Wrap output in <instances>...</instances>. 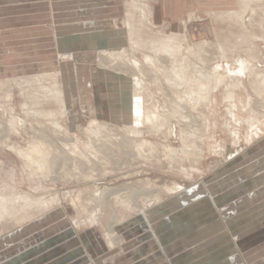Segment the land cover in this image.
<instances>
[{"label":"rangeland","instance_id":"1","mask_svg":"<svg viewBox=\"0 0 264 264\" xmlns=\"http://www.w3.org/2000/svg\"><path fill=\"white\" fill-rule=\"evenodd\" d=\"M120 4L119 36L113 38L124 37L123 42L99 50L100 59L94 60L117 73L114 92L79 86L65 107L55 97L54 79L62 84L57 68L46 62L38 72L0 68V264H168L157 255L154 224L171 218L176 208L171 203L220 170L221 161L240 160L225 172L234 179L232 188L249 179L255 180L254 189L264 188V0H175L184 12L174 20L155 17L161 0ZM5 33L0 30V63L33 52V46L22 47L29 43L28 32ZM171 36L182 44L180 56L157 49ZM72 58L67 50L58 59ZM241 59L250 63L242 77L235 73ZM183 68L188 69L184 81ZM135 77L145 83L139 99L144 111L161 115L157 130L149 125L152 132L143 123L133 133L125 123L132 114L122 89ZM236 82L241 85L234 105L226 95L227 85ZM144 140L150 145L138 149ZM75 142L78 153L92 160L89 165L62 160ZM35 146L51 153L45 172L19 153ZM174 149L201 154L177 158ZM141 191L146 193L137 194ZM254 257L264 261L257 252Z\"/></svg>","mask_w":264,"mask_h":264},{"label":"crops","instance_id":"2","mask_svg":"<svg viewBox=\"0 0 264 264\" xmlns=\"http://www.w3.org/2000/svg\"><path fill=\"white\" fill-rule=\"evenodd\" d=\"M161 1L162 6L153 12L156 18L165 14L174 20L180 12L183 16L184 10L176 7L175 0ZM121 10L120 0H0V30L5 34L26 31L30 40L22 47H34L24 57L16 54L12 65L0 63V68L38 72L46 63L57 68L65 107L69 98L79 92V86L91 92L106 88L112 93L117 73L103 69L102 60H94L99 50L110 48L104 42L108 44L106 41H111L115 33L119 36L115 15ZM67 50L73 52V58L59 60V54ZM38 58H43L44 63ZM97 81L104 87L100 88ZM246 139L253 141V134ZM237 159L221 161L220 170L211 171L203 184L171 203L176 207L171 218L154 224L160 241L157 255H162L168 264H264L254 257L257 252L264 259V188L254 189L253 179L232 188L236 185L231 183L234 179L225 172L237 168ZM226 165H230L227 170ZM196 192V200H190ZM166 207L174 210L170 205ZM197 235L200 237L196 240Z\"/></svg>","mask_w":264,"mask_h":264},{"label":"bare ground","instance_id":"3","mask_svg":"<svg viewBox=\"0 0 264 264\" xmlns=\"http://www.w3.org/2000/svg\"><path fill=\"white\" fill-rule=\"evenodd\" d=\"M247 8H249L250 9V7H247ZM245 11V10H244ZM246 11H247V9H246ZM245 11V12H246ZM148 24V23H147ZM93 25H94V22H93ZM114 37H116V36H114ZM124 39V37H122V38H120V40H116L115 38H113L111 41H106V42H108V44H106L105 42H104V45H106V47H111L112 46V44L113 43H120V42H123L122 40ZM167 39V41H165L164 39V41L165 42H163V43H161L160 45H159V48H157V49H162L160 52H162L163 50L165 51V52H168V53H170L171 55H179L180 56V50H181V45L182 44H177V40H175V37L174 36H171L170 38H166ZM106 39H104V40H102V41H105ZM179 41V40H178ZM184 41V40H183ZM160 42V41H159ZM156 45V44H155ZM151 47V46H150ZM109 53V52H108ZM110 54V53H109ZM145 60L147 61V62H151V63H154V58H153V56L152 55H150V54H145ZM248 60V59H247ZM135 61V62H134ZM133 61V63L138 67V64H139V62L137 61V60H134ZM250 62L252 61V60H249ZM236 63V62H235ZM228 64V63H227ZM249 64L250 63H248V62H246V60L245 61H243L242 59H241V61L239 62V67L238 68H235V73L237 74V76H240V77H242V76H244V74H245V72H246V70L247 69H249ZM253 64H255V63H253ZM253 64L251 65V68H252V66H253ZM230 65V64H229ZM182 66V65H181ZM230 67V66H229ZM255 67V65L253 66V68ZM182 68V67H181ZM227 68V67H226ZM250 68V69H251ZM231 69V68H230ZM257 69V68H256ZM187 70L188 69H186L185 70V68H183L182 70H180L179 72L180 73H182L181 74V78L183 79V81H184V78H186L187 77V79H188V76H187V74H186V72H187ZM229 70V69H228ZM234 71V70H233ZM59 72V71H58ZM139 72V71H138ZM229 72H232L231 70L229 71ZM249 72V71H248ZM247 72V73H248ZM234 73V72H233ZM246 73V74H247ZM178 74V73H177ZM217 74V73H216ZM230 74V73H229ZM228 74V75H229ZM252 74V73H251ZM227 75V76H228ZM220 76H221V74H220ZM226 76V77H227ZM225 77V78H226ZM229 77H230V75H229ZM231 77H232V73H231ZM230 77V78H231ZM51 78V77H50ZM218 78H220V77H218ZM239 78V77H238ZM40 79V78H39ZM59 79V78H58ZM142 79V78H141ZM140 78L138 79V77H135L134 79H133V81L131 82V85H130V88H123L122 90H124L123 91V98H122V101H123V103H124V106H125V108H130V114H132V118H129L128 120H126L125 121V123H126V126H127V129L128 130H131L133 133H139L141 130H139L138 128V126L140 125V124H142L143 125V123H145V124H148V126L147 127H149L150 128V126L149 125H155L156 123H160V122H158V120H159V118H160V114L159 113H157L158 112V110L155 112V111H153V112H149V113H147V112H145L144 111V109H145V107H144V103L143 102H140V98H142V97H144V92H143V88H145V83H143V79L141 80ZM190 79V78H189ZM197 79V78H196ZM208 79H209V77H208ZM217 79V78H216ZM221 80H222V78H220ZM236 80H237V77L235 78ZM53 80V79H52ZM169 80H170V78H169ZM175 79H173V81H174ZM191 80V79H190ZM189 80V81H190ZM200 80V79H199ZM218 80V79H217ZM172 81V80H171ZM193 81H196V80H193ZM224 81V80H223ZM240 81H241V79H240ZM54 82H56V85H57V91H56V93H55V97H56V99L57 100H59L60 102H62L63 104H64V102L62 101L63 100V97H64V93H63V89H62V87H61V85L59 84V81H57L56 79H54ZM188 82V81H187ZM198 82V81H197ZM197 82H192L194 85H198L197 84ZM199 82H201V80L199 81ZM203 82V81H202ZM201 82V83H202ZM226 82V81H225ZM185 82H182V84H184ZM189 83L190 82H188V84L187 85H189ZM223 83V82H222ZM221 82L220 83H217L216 85H215V87H218L220 84H222ZM192 84V85H193ZM204 83H202V85H203ZM209 84H210V82H209ZM211 84H213V83H211ZM229 84V83H228ZM231 84V83H230ZM239 84L241 85V83L239 82H236V83H232L231 85H227V87H229V89H228V94L226 95V98L229 100V101H234L235 100V90H236V88L237 87H239ZM207 85V84H206ZM205 85V86H206ZM244 85V84H243ZM176 86H178V85H176ZM200 86H201V84H200ZM192 87V86H191ZM190 87V88H191ZM195 87H198L199 88V85L198 86H195ZM209 87V86H208ZM202 88L203 87H201V89H200V91L202 90ZM205 89H207V88H205ZM211 89H213L212 87H211ZM241 89V88H240ZM186 90H187V88H186ZM191 91V90H190ZM199 91V90H198ZM199 91V92H200ZM214 91V90H213ZM198 92V93H199ZM191 93L192 94H194L192 91H191ZM198 93H197V95H198ZM202 93V92H201ZM207 93H209V92H207ZM210 93H212V92H210ZM122 94V93H121ZM196 94V93H195ZM205 94H206V92H205ZM200 95V94H199ZM207 95V94H206ZM206 95H205V97L203 96V94H202V96H203V98H206ZM210 95V94H209ZM208 95V96H209ZM200 97H201V95H200ZM199 98V97H198ZM197 98V99H198ZM207 99V98H206ZM199 100V99H198ZM210 100V99H209ZM135 104V109H133V104ZM180 104V103H179ZM233 104L235 105V103L233 102ZM233 105V106H234ZM54 115L55 114H57V112H54L53 113ZM52 114V115H53ZM163 120H164V118H162ZM124 123V124H125ZM161 123H162V121H161ZM162 124H164V123H162ZM165 124H166V122H165ZM56 125H59L58 124V122L56 123ZM141 126V125H140ZM155 128L154 129H156V125L154 126ZM163 127V126H162ZM152 128V127H151ZM151 128H150V131H151ZM141 129V128H140ZM194 129V128H193ZM157 130V129H156ZM155 130V131H156ZM152 132V131H151ZM154 132V131H153ZM123 141V140H122ZM121 141V142H122ZM124 142H126V141H124ZM188 142V141H187ZM139 143V142H138ZM193 143V142H192ZM237 143V142H236ZM185 144V143H184ZM194 144V143H193ZM196 144H197V142H196ZM39 145H41V144H39ZM137 145V144H136ZM145 145H150V142L149 141H146V140H144V141H142L141 143H139V145L137 146L138 147V149H140V148H143V146H145ZM198 145V144H197ZM42 146V145H41ZM40 146V147H41ZM194 146H196V145H194ZM39 147V148H40ZM192 146H190V148H191ZM199 148L201 147L200 145L198 146ZM33 148V147H32ZM168 148V147H167ZM187 148V147H186ZM193 148V147H192ZM77 149H78V143H74L73 144V147H72V152L70 151L69 153H66L65 155H64V157L62 158V160L64 159V160H72V161H77L78 160V163H81L82 165H89V162H92V160L89 158V156L88 155H83V154H81V153H78V151H77ZM129 149V148H128ZM185 149V148H184ZM182 150V151H180V152H178V151H175V149L173 150V152H174V154H176V157L178 158V157H180V156H182V155H184V157H189L190 155H198V154H201L200 152H199V150H196V151H192V150ZM196 149H198L197 147H196ZM135 151V150H134ZM169 151V150H168ZM172 151V150H171ZM94 152V151H93ZM233 152V151H232ZM19 153L30 163L29 165L31 166L32 165V163H35V162H37V163H35V165H37V167L38 168H36V170H40V171H44L45 172V167H47L48 168V163H50V156H49V151L47 150V149H44V150H41V149H38V146H35V148L33 149V150H22V149H19ZM203 153V152H202ZM50 155H51V153H50ZM85 156V158L87 159V161H84V162H82L81 161V159L83 158ZM93 157V156H92ZM97 157V156H96ZM198 157V156H197ZM61 159V158H60ZM85 159V160H86ZM95 159V158H94ZM93 166V165H92ZM93 168V167H92ZM31 169H32V167H31ZM34 171V170H33ZM32 171V172H33ZM36 172V171H35ZM34 173V172H33ZM46 174H48V173H46ZM127 176V175H126ZM136 192V191H135ZM144 193H146L145 191L144 192H140V193H138L137 192V194H139V195H141V194H144ZM147 193H150V192H147ZM127 195H124V196H122V197H126ZM128 197V196H127ZM26 198V197H25ZM24 198V199H25ZM29 200V198H26V201H28ZM77 200H80L79 198L77 199ZM30 201V200H29ZM28 201V202H29ZM120 203V202H119ZM34 204V203H33ZM5 205H7V204H5ZM4 205V206H5ZM10 207V206H9ZM27 208L29 207V206H26ZM7 208H8V206H7ZM5 209H6V207H5ZM10 209V208H9ZM26 209V208H25ZM25 211V210H24Z\"/></svg>","mask_w":264,"mask_h":264},{"label":"built area","instance_id":"4","mask_svg":"<svg viewBox=\"0 0 264 264\" xmlns=\"http://www.w3.org/2000/svg\"><path fill=\"white\" fill-rule=\"evenodd\" d=\"M153 2H158L159 0H152Z\"/></svg>","mask_w":264,"mask_h":264}]
</instances>
